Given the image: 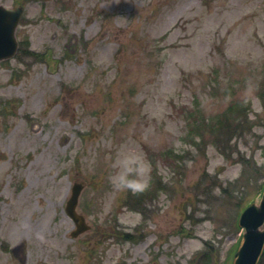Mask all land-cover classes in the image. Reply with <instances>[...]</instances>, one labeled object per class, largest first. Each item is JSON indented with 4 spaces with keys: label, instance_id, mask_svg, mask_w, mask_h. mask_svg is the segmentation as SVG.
<instances>
[{
    "label": "rangeland",
    "instance_id": "rangeland-1",
    "mask_svg": "<svg viewBox=\"0 0 264 264\" xmlns=\"http://www.w3.org/2000/svg\"><path fill=\"white\" fill-rule=\"evenodd\" d=\"M0 5L42 59L0 63V264H231L264 182V0ZM121 147L151 161L146 191L112 187Z\"/></svg>",
    "mask_w": 264,
    "mask_h": 264
},
{
    "label": "water",
    "instance_id": "water-1",
    "mask_svg": "<svg viewBox=\"0 0 264 264\" xmlns=\"http://www.w3.org/2000/svg\"><path fill=\"white\" fill-rule=\"evenodd\" d=\"M21 9L8 10L0 6V60L10 58L16 50L14 29ZM82 186L74 184L66 203V213L75 222L77 229L72 237L88 229L83 217L75 211ZM264 191L258 205L251 204L240 214L238 226L244 229L242 243L234 254L232 264H257L264 247Z\"/></svg>",
    "mask_w": 264,
    "mask_h": 264
},
{
    "label": "clouds",
    "instance_id": "clouds-1",
    "mask_svg": "<svg viewBox=\"0 0 264 264\" xmlns=\"http://www.w3.org/2000/svg\"><path fill=\"white\" fill-rule=\"evenodd\" d=\"M108 179L117 191H146L151 183L152 164L140 148L121 147L111 164Z\"/></svg>",
    "mask_w": 264,
    "mask_h": 264
},
{
    "label": "trees",
    "instance_id": "trees-1",
    "mask_svg": "<svg viewBox=\"0 0 264 264\" xmlns=\"http://www.w3.org/2000/svg\"><path fill=\"white\" fill-rule=\"evenodd\" d=\"M262 91L259 92V98L262 100V105L264 107V87H262ZM237 105L235 103L231 104V105H228L224 112L222 113L223 115L219 118H216V122H218L216 124V130L217 131H220V130H229L231 128V124L229 122V120H231L230 118V115H229V112L231 111V114L233 115L234 112L237 110ZM124 238L125 239H128V240H131V235L129 233H125L124 234ZM207 264V263H206Z\"/></svg>",
    "mask_w": 264,
    "mask_h": 264
},
{
    "label": "bare ground",
    "instance_id": "bare-ground-1",
    "mask_svg": "<svg viewBox=\"0 0 264 264\" xmlns=\"http://www.w3.org/2000/svg\"><path fill=\"white\" fill-rule=\"evenodd\" d=\"M15 227H16L15 225H12V227H11L12 231H15L16 230Z\"/></svg>",
    "mask_w": 264,
    "mask_h": 264
}]
</instances>
